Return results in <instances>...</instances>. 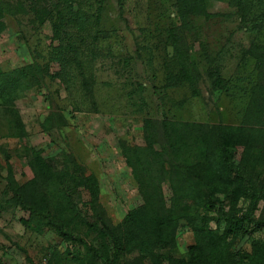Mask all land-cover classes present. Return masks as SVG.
Segmentation results:
<instances>
[{"label": "rangeland", "instance_id": "374dc122", "mask_svg": "<svg viewBox=\"0 0 264 264\" xmlns=\"http://www.w3.org/2000/svg\"><path fill=\"white\" fill-rule=\"evenodd\" d=\"M0 5V264H100L69 235L109 257L118 237L117 264H264V0ZM146 146L166 174L153 206L169 213L166 244L124 155ZM34 155L45 174L69 176V201L43 202L40 179L32 188ZM244 189L257 207L236 222L251 209Z\"/></svg>", "mask_w": 264, "mask_h": 264}, {"label": "trees", "instance_id": "16d2710c", "mask_svg": "<svg viewBox=\"0 0 264 264\" xmlns=\"http://www.w3.org/2000/svg\"><path fill=\"white\" fill-rule=\"evenodd\" d=\"M79 14V13H78ZM84 15V14H83ZM82 18L78 17L74 21H72V24H75L77 27L81 30L83 27L84 19L83 16ZM4 11L2 6L0 5V32L5 30V23H4ZM12 72L6 73L2 75V79L7 84H11L10 79L8 77ZM13 82L14 79L12 80ZM15 84V83H13ZM13 88L15 85L12 86ZM177 128H180V124L178 123H165L164 129L166 133L167 140L169 143H171V150L173 153L180 155L182 160L185 163H189L190 157L192 155V151L188 148L186 149L185 146L181 141H179L178 136L176 133L172 134L174 130ZM237 129V127H222V133L221 135L223 137H227L229 134L231 135L232 132H234ZM172 130V132H171ZM197 132L194 133L196 135ZM191 140V139H190ZM189 140V141H190ZM198 144L197 139L191 140V146H195ZM190 146V147H191ZM185 148V149H184ZM220 154L223 158H225L228 155H232L231 151H229L227 148L223 146H219ZM124 155L126 156V162L132 167L133 169V174L135 179L137 180L138 183H140V188H141V194L144 197L145 203L149 207V211L147 213V216L149 219L153 220L152 222V228L155 236V240L159 243L166 244L167 242V236L170 231L169 227V213H166L165 211H158V215H155L154 212L156 211L153 206L158 200L159 194H160V184L162 179H165V175H162L165 173L164 167H163V160L161 158V155L154 151L151 146L149 147H132V148H125L124 149ZM32 161V162H31ZM31 165H33L37 178L36 180H33L30 182L32 188H36L37 186V180L40 179V185L43 187L44 191V196L41 197L43 202L46 204H50L51 202L54 203L55 200L59 202L58 204H64L66 201H69V197H72V194L75 189L72 191H68L70 184H69V176L67 174L65 175H60V176H55L51 171L53 175L50 174H45L44 172V161H42L37 155H34L31 160ZM44 166V167H43ZM46 170V169H45ZM179 175L171 178L168 177L172 186L176 185L177 180L179 179ZM68 176V177H66ZM74 187L76 185H73ZM66 188L67 191H63V189ZM174 190L179 192L180 194L182 193H188L187 189H184L183 187H174ZM243 194L250 199L251 201V209L250 212L247 214H241L239 216H232L231 218L234 219L236 222H241L243 220H251L252 219V214L256 210L257 207V202H258V196L247 189L243 190ZM204 208L208 210H215V205L214 202L209 200H206L204 202ZM69 212V211H68ZM131 216H128L127 219L129 220ZM216 220L218 218H215ZM65 235L64 233H61V236ZM66 239L69 240H76L78 241L82 246H84L87 255L91 258L94 259L95 261L99 262L100 264H117L119 261V258L121 257L122 251L124 249V245L120 242V239L118 237H115L112 241L113 245V254L112 257H109L105 255L102 252H98L95 248L92 246L88 245L86 242H84L82 239L79 238H73L72 235H69Z\"/></svg>", "mask_w": 264, "mask_h": 264}]
</instances>
